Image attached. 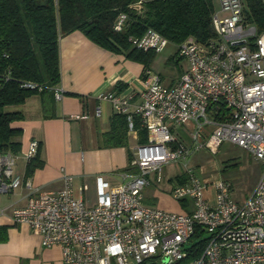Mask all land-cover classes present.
Instances as JSON below:
<instances>
[{
	"label": "built area",
	"instance_id": "obj_1",
	"mask_svg": "<svg viewBox=\"0 0 264 264\" xmlns=\"http://www.w3.org/2000/svg\"><path fill=\"white\" fill-rule=\"evenodd\" d=\"M219 2L213 16L217 39L207 46L193 38L180 45L177 55L187 65L173 83L165 84L150 69L139 104L133 105L134 94L99 95L127 115L129 133H136L134 116H140L149 140L133 151L129 168L136 172H124L116 185L98 177L94 203L76 195L70 174L62 176L61 190L41 192L16 174L18 155L0 153V194L22 187L29 193L27 204L12 211V221L38 234L44 247H61L64 264H264V167L239 203L228 180L202 178L190 165L199 152L215 155L224 143L238 145L264 165V33L245 19L243 0ZM126 20L120 15L115 29L123 31ZM130 40L157 54L170 44L152 29ZM218 105L226 110L219 113ZM95 114L102 115L100 105ZM178 127L187 130L188 140ZM38 148L32 141L23 159L35 158ZM171 166L180 169L172 181L165 174ZM167 182V194L186 204L182 211L146 201V189ZM197 232L203 248L186 262Z\"/></svg>",
	"mask_w": 264,
	"mask_h": 264
},
{
	"label": "trees",
	"instance_id": "obj_2",
	"mask_svg": "<svg viewBox=\"0 0 264 264\" xmlns=\"http://www.w3.org/2000/svg\"><path fill=\"white\" fill-rule=\"evenodd\" d=\"M139 2L140 10L135 8ZM243 2L245 19L262 35V1ZM216 10L214 0H0V153L17 156L22 150L23 128L14 124L25 117L10 107L21 106L29 98L39 96L42 110L49 117V108L61 83L60 39L63 36L80 31L98 46L143 64L146 71L150 70L157 53L136 48L131 38H140L152 29L177 50L190 38L207 46L217 39L213 23ZM120 15L127 16L123 31L115 29ZM175 58L176 62L181 59L174 55L171 60ZM117 88L121 91L125 87L120 83ZM218 106L219 113L226 110ZM215 117L221 118L218 114ZM134 125L138 144L148 143V131L142 126L140 116H134ZM130 137L127 115L115 113L109 131L101 134L99 145L127 148ZM132 159L130 152L129 161ZM43 165L39 144L37 155L26 165V176ZM128 170L137 171L129 167ZM177 180L182 183L185 176H178ZM181 204L186 207L184 202ZM198 237L197 232L191 245L194 253L186 262L201 253L203 241L196 242Z\"/></svg>",
	"mask_w": 264,
	"mask_h": 264
},
{
	"label": "crops",
	"instance_id": "obj_3",
	"mask_svg": "<svg viewBox=\"0 0 264 264\" xmlns=\"http://www.w3.org/2000/svg\"><path fill=\"white\" fill-rule=\"evenodd\" d=\"M174 55H177V50ZM60 59L62 77L56 91L61 97L54 95L49 117L42 110L39 96L29 98L21 106L10 107L21 111L25 117L14 124L23 128L20 154L28 150L32 141H37L40 144V157L44 161L42 167L26 176L28 161L21 158L22 162L17 163L15 172L41 192L61 190L64 186L62 176L70 174L74 178L76 195L94 203L98 177L110 185L119 184L130 165L129 153L133 155L135 147L139 145L137 134L130 133L127 148L100 147V136L109 131L111 118L116 111L110 101L100 100L99 95L104 92L134 94L133 105L139 104L145 68L122 54L98 46L80 31L60 39ZM150 69L153 70L152 66ZM120 83L125 87L121 91L117 88ZM80 95L85 99H80ZM99 105L102 115L98 117L95 109ZM176 175L166 177L172 181ZM216 179L221 178L218 175ZM169 182L160 188L146 189V201L158 205L167 200L172 205L162 208L182 211V204L167 194ZM81 189L84 191L81 192ZM28 198L29 193L24 187L11 194H0V264H64L61 247H44L38 234L28 226L12 221V211L25 206Z\"/></svg>",
	"mask_w": 264,
	"mask_h": 264
},
{
	"label": "rangeland",
	"instance_id": "obj_4",
	"mask_svg": "<svg viewBox=\"0 0 264 264\" xmlns=\"http://www.w3.org/2000/svg\"><path fill=\"white\" fill-rule=\"evenodd\" d=\"M214 3L216 9L219 10V0H214ZM176 50L177 47L170 43L165 51L156 55L151 65L153 70L163 77L165 84L179 78L187 65L183 59L178 62L175 61L176 58L174 61L171 60ZM178 133L186 140L189 139L185 128L178 127ZM17 157V163L22 162L23 155L19 153ZM190 165L195 174L202 178L216 180L219 175L221 179L228 180L231 184V195L239 203H243L249 197L264 167L262 162L253 158L245 149L231 143H224L215 155L208 151L199 152L192 158ZM174 173H180V169L176 166L165 169L166 175ZM165 201V203H158V205L170 208L172 203Z\"/></svg>",
	"mask_w": 264,
	"mask_h": 264
}]
</instances>
